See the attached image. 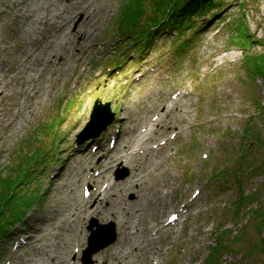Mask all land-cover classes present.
I'll return each instance as SVG.
<instances>
[{
  "label": "rangeland",
  "instance_id": "1",
  "mask_svg": "<svg viewBox=\"0 0 264 264\" xmlns=\"http://www.w3.org/2000/svg\"><path fill=\"white\" fill-rule=\"evenodd\" d=\"M155 1L0 0V175L49 154L38 198L0 235V264H102L105 248L112 263L119 245L118 264H264V85L246 61L264 55V0H222L183 35L153 27ZM99 100L112 122L77 143ZM120 206L125 236L108 214ZM88 224L116 238L91 254Z\"/></svg>",
  "mask_w": 264,
  "mask_h": 264
},
{
  "label": "trees",
  "instance_id": "2",
  "mask_svg": "<svg viewBox=\"0 0 264 264\" xmlns=\"http://www.w3.org/2000/svg\"><path fill=\"white\" fill-rule=\"evenodd\" d=\"M138 1L140 2L141 0ZM162 1L157 0L155 2L157 5H161L162 9H166L164 17L163 19L154 20L153 25H165L166 28H172L180 33L198 23V18H195L196 16L201 17L208 8L216 9L224 3L222 0H168L167 5H164L161 3ZM149 30H151V27L146 32L147 36L151 33ZM243 43L246 45L249 41H243ZM263 56L261 54L253 57L246 56V61L248 62V68L259 76L264 85ZM36 149L30 153H24L18 162L13 163L14 166L9 172L0 175V235L9 229L13 223L19 222L24 208L38 197L36 190H38L39 174L46 167L49 154L45 149ZM21 182H25L24 185ZM238 195L239 200L240 196L242 198L245 197L242 193ZM254 212L255 216L261 220L259 226H264V211L259 209L257 211L254 210ZM216 228L217 235L221 234V231H223L221 229L222 223L218 224ZM261 243L264 245V233L261 235ZM221 245L224 247L222 240L216 237L215 246H211L210 248L209 258L207 259L208 263L214 261L212 257L216 250L215 247L217 246L218 250Z\"/></svg>",
  "mask_w": 264,
  "mask_h": 264
},
{
  "label": "water",
  "instance_id": "3",
  "mask_svg": "<svg viewBox=\"0 0 264 264\" xmlns=\"http://www.w3.org/2000/svg\"><path fill=\"white\" fill-rule=\"evenodd\" d=\"M113 117V113L110 110V103L107 102L103 104L100 100L95 103L93 106V111L90 115L89 121L86 123L84 126V129L82 130L83 133L91 130V128L94 129L91 133L88 135H83L82 137L78 136L79 138L77 140H81L84 137L87 136H95L101 129H103L106 125L107 122L111 121ZM95 127V128H94ZM88 229L91 231L88 236V243H89V248L88 251L89 253H93L100 249L101 247L109 244L115 239L116 234L114 233L113 225L111 224V228L103 229L100 233L97 229H92V224H88ZM100 237L103 238L100 244H95V240Z\"/></svg>",
  "mask_w": 264,
  "mask_h": 264
},
{
  "label": "bare ground",
  "instance_id": "4",
  "mask_svg": "<svg viewBox=\"0 0 264 264\" xmlns=\"http://www.w3.org/2000/svg\"><path fill=\"white\" fill-rule=\"evenodd\" d=\"M85 7H86V4H85ZM87 8V7H86ZM69 15H70V12H69ZM58 15H57V13H55L54 15H53V17H57ZM70 17V16H69ZM76 16L74 15V16H72L71 15V17H70V20L71 21H75L76 20ZM47 19H53L52 17H47ZM70 20H68L67 19V21H66V23H63L64 24V27H63V29L65 28V27H68V26H70V24H68V23H70L69 21ZM50 22H52L53 24L52 25H54V23L55 22H53V21H51L50 20ZM79 33V31L77 30V29H75V30H73L72 31V35L70 34L69 35V37L70 36H73V35H75V34H78ZM83 34H85V35H88V33H83ZM76 37H78V36H76ZM49 63L51 64V63H54V59H49ZM132 155H134L135 154V152L133 153H131ZM106 157H111V159H113L114 161H117V160H119L120 158H122L123 157V155H120V156H114V155H110V153L109 154H104ZM113 157V158H112ZM128 160H131V157H128ZM101 162H97L96 163V165H100L101 166ZM103 165V164H102ZM139 183H142V181L140 182L139 181ZM133 185L131 186V187H129V189L128 190H132V191H134V192H136L137 194H139L140 192H139V188H140V186L139 185H137V186H135V182L134 183H132ZM138 186H139V188H138ZM93 195H95V193L93 194ZM96 200V204L97 205H99L98 204V201H97V196L95 195V199H94V201ZM98 200L99 201H101V199H99L98 198ZM121 201V204H124V205H127L128 203H131V201H127V199L126 198H122V200H120ZM86 207H88V205H86ZM101 207H103L102 205H101ZM104 209H105V207H103ZM98 209H100V208H98V206H96L95 205V210H98ZM121 210V211H120ZM120 210L119 211H117V210H110L109 212H108V214H110L112 217H117V218H119V221L117 222V224H118V230L119 231H121V232H123V234H124V236H125V234H127L128 233V230L130 229V227L128 226V224H127V222H125L126 221V213H127V211H126V206H124V207H122V206H120ZM98 212L101 214L102 213V211L101 210H98ZM108 249H104L101 253H102V256H101V258H102V264H118V263H120V262H122V260H123V257L122 256H124V255H121L122 253L124 254L125 253V251L123 250V247H121V245H119V246H117V247H114L113 249H112V251H110L111 252V254H112V256H111V258H112V263H109L108 261H107V259L105 258L106 256H108V253H109V251H107ZM108 252V253H107ZM53 261V260H52ZM55 263H56V261H55ZM57 264V263H56ZM62 264H68L67 263V261H64Z\"/></svg>",
  "mask_w": 264,
  "mask_h": 264
},
{
  "label": "snow or ice",
  "instance_id": "5",
  "mask_svg": "<svg viewBox=\"0 0 264 264\" xmlns=\"http://www.w3.org/2000/svg\"><path fill=\"white\" fill-rule=\"evenodd\" d=\"M175 219V217H173Z\"/></svg>",
  "mask_w": 264,
  "mask_h": 264
}]
</instances>
